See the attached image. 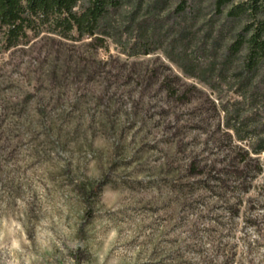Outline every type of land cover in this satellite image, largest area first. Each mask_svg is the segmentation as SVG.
I'll return each instance as SVG.
<instances>
[{
  "label": "rangeland",
  "instance_id": "374dc122",
  "mask_svg": "<svg viewBox=\"0 0 264 264\" xmlns=\"http://www.w3.org/2000/svg\"><path fill=\"white\" fill-rule=\"evenodd\" d=\"M255 140L161 51H0V264H264Z\"/></svg>",
  "mask_w": 264,
  "mask_h": 264
},
{
  "label": "trees",
  "instance_id": "16d2710c",
  "mask_svg": "<svg viewBox=\"0 0 264 264\" xmlns=\"http://www.w3.org/2000/svg\"><path fill=\"white\" fill-rule=\"evenodd\" d=\"M42 33L161 51L216 93L227 132L264 152V0H0L1 52Z\"/></svg>",
  "mask_w": 264,
  "mask_h": 264
}]
</instances>
